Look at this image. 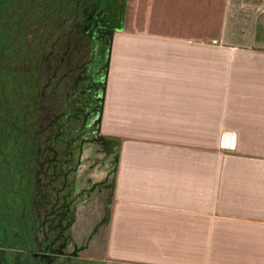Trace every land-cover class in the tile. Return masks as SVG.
<instances>
[{
	"label": "crops",
	"instance_id": "0c3cea01",
	"mask_svg": "<svg viewBox=\"0 0 264 264\" xmlns=\"http://www.w3.org/2000/svg\"><path fill=\"white\" fill-rule=\"evenodd\" d=\"M214 38L117 47L102 129L122 142L104 264H264V51Z\"/></svg>",
	"mask_w": 264,
	"mask_h": 264
},
{
	"label": "flooded vegetation",
	"instance_id": "af4514ba",
	"mask_svg": "<svg viewBox=\"0 0 264 264\" xmlns=\"http://www.w3.org/2000/svg\"><path fill=\"white\" fill-rule=\"evenodd\" d=\"M201 7L206 36L264 51V0H0V264H104L117 168L98 120L113 53L143 35L130 27L195 28ZM60 32L56 45L75 34L73 69Z\"/></svg>",
	"mask_w": 264,
	"mask_h": 264
},
{
	"label": "rangeland",
	"instance_id": "374dc122",
	"mask_svg": "<svg viewBox=\"0 0 264 264\" xmlns=\"http://www.w3.org/2000/svg\"><path fill=\"white\" fill-rule=\"evenodd\" d=\"M205 12H202L200 8H198L197 10V18H198V23L196 24V27L191 29L190 27H181V28H176L175 30H177V34H197L199 36L201 35H214L216 34L217 29H214V31H212L211 27H205L204 25H202V21H200L204 16H205ZM204 19V18H203ZM217 27V26H214ZM137 30L139 31V34H162L164 29H158L155 28L152 31H142L140 28H132L130 27L128 29L129 32H136ZM171 31H173V29H171ZM75 34L70 33V35L68 36V42L65 41V43H63L62 41H60L57 45V39L62 37L61 32L59 34L55 33L54 34V44L55 47H58V52L61 53L62 51L66 54L64 56V58H66V62H64V64H60L61 69L62 68H69V69H73L76 65L75 60H77L78 57V51H77V46H74V41H75ZM59 41V40H58ZM116 51H114L113 56H112V64L113 66L115 65V62L117 61V56L115 54ZM58 65V66H59ZM60 69V70H61ZM62 71V70H61ZM61 71H59V73H61ZM58 73V71L56 70L55 75ZM71 74V73H70Z\"/></svg>",
	"mask_w": 264,
	"mask_h": 264
},
{
	"label": "water",
	"instance_id": "95a60500",
	"mask_svg": "<svg viewBox=\"0 0 264 264\" xmlns=\"http://www.w3.org/2000/svg\"><path fill=\"white\" fill-rule=\"evenodd\" d=\"M108 72H109V67H108ZM108 78H109V74L107 76V79L105 81V84L103 85L102 88V94H101V104H100V108H101V115L99 118V131H101V125L103 122V113H104V108H105V99H106V94H107V83H108ZM101 137L103 138V140H107L109 142H113L116 144V151H115V157H116V168L118 167V162H119V155H120V151H121V138L117 137V136H113V135H106V134H102Z\"/></svg>",
	"mask_w": 264,
	"mask_h": 264
},
{
	"label": "built area",
	"instance_id": "2783aa9c",
	"mask_svg": "<svg viewBox=\"0 0 264 264\" xmlns=\"http://www.w3.org/2000/svg\"><path fill=\"white\" fill-rule=\"evenodd\" d=\"M220 144L222 147L235 148L236 147V137L230 136V135L223 136Z\"/></svg>",
	"mask_w": 264,
	"mask_h": 264
}]
</instances>
